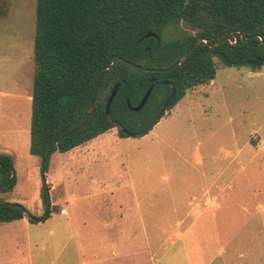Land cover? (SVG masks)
I'll list each match as a JSON object with an SVG mask.
<instances>
[{
	"label": "rangeland",
	"instance_id": "1",
	"mask_svg": "<svg viewBox=\"0 0 264 264\" xmlns=\"http://www.w3.org/2000/svg\"><path fill=\"white\" fill-rule=\"evenodd\" d=\"M34 7L0 0V153L15 176L0 202L41 216L48 184L49 215L0 223V264H264V64L214 57L213 80L146 134L112 127L42 172L29 152Z\"/></svg>",
	"mask_w": 264,
	"mask_h": 264
},
{
	"label": "trees",
	"instance_id": "2",
	"mask_svg": "<svg viewBox=\"0 0 264 264\" xmlns=\"http://www.w3.org/2000/svg\"><path fill=\"white\" fill-rule=\"evenodd\" d=\"M197 34L207 41L194 44ZM32 54L29 152L44 172L54 151L115 125L119 136H128L122 128L139 135L172 87L167 109L213 80L214 57L226 65L264 64V0H35ZM149 87L143 106L129 109L127 102L136 106ZM14 183L11 156L0 153V192ZM48 191L43 184L41 216L0 202V223L44 220Z\"/></svg>",
	"mask_w": 264,
	"mask_h": 264
},
{
	"label": "water",
	"instance_id": "3",
	"mask_svg": "<svg viewBox=\"0 0 264 264\" xmlns=\"http://www.w3.org/2000/svg\"><path fill=\"white\" fill-rule=\"evenodd\" d=\"M195 37H196V41H195L194 44H196L197 42H199V41H201V40L204 41V42L207 41L206 39H203V38H202L200 35H198V34L195 35ZM183 56H184V55H182L181 58H183ZM112 63H113V62H111L110 65H109L107 68H110V67L112 66ZM164 83H168V81H164ZM116 89H117V85H115V86L113 87V89L111 90V92H110V94H109V96H108V98H107V101H106V104H105V109H106V111H108L110 101H111V99L113 98ZM150 90H151V88L149 87V88L147 89V91L144 93V95H143V97L141 98L140 102H139L136 106H131V105L127 102V106H128V108L131 109V110H139V109L143 106L144 102L146 101V99H147V97H148V95H149ZM94 94H95V91H94ZM94 94H93V97H94ZM174 94H175V89H174V87H172V88H171V91H170V93H169V95H168V96L166 97V99L163 101V103H162L160 109L158 110V112L156 113L154 119L151 120V121L146 125V127H144V129H143V130L141 131V133H140L141 135L146 134V133H147V132L153 127V125H154V124L160 119V117L163 115L164 111L168 108V105L170 104V102H171V100H172ZM114 127L117 128L118 126L115 125ZM121 130H122V132H124V133L127 134L128 136H135V135H136L135 133H133V132L127 130V129L122 128Z\"/></svg>",
	"mask_w": 264,
	"mask_h": 264
},
{
	"label": "crops",
	"instance_id": "4",
	"mask_svg": "<svg viewBox=\"0 0 264 264\" xmlns=\"http://www.w3.org/2000/svg\"><path fill=\"white\" fill-rule=\"evenodd\" d=\"M258 74V73H257ZM29 98H30V96H29ZM167 115L170 117V118H172V113L170 112V113H167ZM160 121H161V118L153 125V127L155 126V125H157V123H160ZM130 216V215H129ZM21 221H24L25 220V218H22V219H20ZM15 221H17V220H15ZM125 221H128V219L126 220L125 219ZM12 222H14V221H12ZM9 223H11V222H9ZM132 229H130V231H131ZM134 233H132V231L129 233V237H130V243H131V241H132V239H131V237H132V235H133ZM96 249V248H95ZM110 253H112V254H117V253H115V249L114 248H111V250H110ZM124 256V255H123ZM120 256H118V257H116V258H111V257H103V256H95V264H107L106 263V260L107 259H109L110 260V258L113 260L112 261V263L113 262H116V259H118Z\"/></svg>",
	"mask_w": 264,
	"mask_h": 264
}]
</instances>
